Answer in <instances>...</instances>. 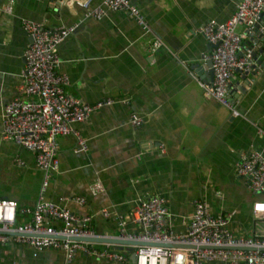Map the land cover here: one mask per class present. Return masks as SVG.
I'll return each instance as SVG.
<instances>
[{
  "label": "crops",
  "instance_id": "1",
  "mask_svg": "<svg viewBox=\"0 0 264 264\" xmlns=\"http://www.w3.org/2000/svg\"><path fill=\"white\" fill-rule=\"evenodd\" d=\"M132 1L162 41L160 47L152 49L153 36L126 12L112 10L83 20L59 45L57 70L70 79L65 92L88 103L106 97L115 102L72 125L86 138V152L75 150L72 134L58 137L60 166L46 196L85 197L83 205L67 199L62 203L78 215H92L90 228L97 236H118L114 216H129L140 199L150 196L166 199L167 226L174 233L187 229L197 198L206 200L215 212H232L230 228L235 235L262 232L264 223L251 214L254 195L236 176L235 165L243 153L254 150L264 155V138L257 132L258 127L264 130V66L246 76L247 84L243 73H234L231 88L245 85L244 93L233 92L235 116L206 96L202 84L210 82L208 71L200 76L192 69L204 62L202 54L209 50L201 27L211 20H228L240 0ZM3 5H11L12 10L2 11ZM83 12L75 4L54 0H0V198L15 200L18 208L35 205L43 176L33 153L1 136L4 106L20 94L24 83L23 54L30 37L21 28V19L55 27L79 22ZM237 30L246 33L242 26ZM251 38L258 39H243L244 50ZM262 45L258 39L256 46ZM259 59L264 62V53ZM130 112L142 116L138 128L130 126ZM97 181L104 189L93 195L91 186ZM102 209L112 216L104 217ZM29 218L17 210V223ZM126 228L139 230L131 221ZM109 247L128 252L127 246ZM63 260L60 249L36 250L14 242L0 245V264H62ZM73 264L134 263L130 258L115 262L78 252Z\"/></svg>",
  "mask_w": 264,
  "mask_h": 264
},
{
  "label": "built area",
  "instance_id": "2",
  "mask_svg": "<svg viewBox=\"0 0 264 264\" xmlns=\"http://www.w3.org/2000/svg\"><path fill=\"white\" fill-rule=\"evenodd\" d=\"M54 1L61 5L75 4L84 12L79 22L55 27L21 19V28L30 37L23 54L24 83L20 86V94L4 106L1 136L33 153L35 164L42 170L43 176L33 207L18 208L15 200L0 198V245L14 242L36 250L60 249L64 253L62 264H73L78 252L108 261L125 262L129 260L128 252L111 249L109 244L98 249L94 242L73 239L95 236L90 228L92 215H78L62 201L67 199L83 205L86 203L85 197L52 200L46 196L52 174L60 166L58 137L72 134L76 140L75 150L86 152V138L72 125L84 122L96 109L115 102L113 98L106 97L88 103L66 93L64 88L69 85L70 79L66 73L57 70L58 48L64 39L75 32L80 22L90 17L100 18L106 10L126 12L132 17L145 34L153 36V50L160 47L162 41L152 32L144 14L132 0ZM95 1H99V4H93ZM1 10L10 12L12 6L3 5ZM263 10L264 0H240L228 20L223 23L211 20L200 29L209 45L202 58L211 61L213 73L212 80L202 86L206 96L228 108L232 116L237 115V110L229 100L230 81L235 72L243 73L250 67L252 53L258 48V40L251 38L249 47L244 50L242 40L247 36H259L264 46ZM239 26L246 29L245 34L238 32ZM128 122L135 129L142 124L143 118L130 112ZM257 132L264 138L262 128L258 127ZM17 162L22 163L19 159ZM235 173L254 195L252 217L264 223V155L254 150L241 154L235 165ZM103 189L102 183L97 181L91 186V193L95 195ZM192 204L188 227L180 233H174L167 226L169 212L166 199L162 196L142 198L129 216H114L119 229L118 238L192 246H127L134 248V264H207L213 261L223 264H264V230L250 236L235 235L230 228L232 212H215L203 198L194 199ZM17 210L29 215V220L17 223ZM101 214L104 217L112 216L106 209H102ZM50 220L59 225H51ZM128 221L137 225L139 230L128 231ZM245 247L254 249H240Z\"/></svg>",
  "mask_w": 264,
  "mask_h": 264
},
{
  "label": "water",
  "instance_id": "3",
  "mask_svg": "<svg viewBox=\"0 0 264 264\" xmlns=\"http://www.w3.org/2000/svg\"><path fill=\"white\" fill-rule=\"evenodd\" d=\"M264 13V10H263ZM259 37V36H258ZM257 37V38H258ZM258 40V39H256ZM264 52V46L258 47L255 49L252 53V60H251V65L250 67L243 72L242 79L245 80V84L248 83V80L246 79V76L249 73H256L258 70V66H264V62H261L259 59V55ZM192 69L199 74L200 76L202 74H205V70L208 71L207 75L210 78V81L212 80L213 73H212V68H211V61L206 60L203 63H197L194 66H192ZM245 86V85H244ZM244 86H240L238 84V88H231V85L229 86V100L234 103V99L237 98V94L233 93L235 89L238 91V93H244L243 88ZM61 238V237H58ZM73 239L79 240V241H86V242H96V243H106V244H113V245H119V246H138V245H146V246H163V247H192L187 244H178V243H169V244H164V243H151V242H143V241H137V240H126L122 238L116 237H109V236H89V237H75ZM240 249H245V250H253L254 248H240ZM130 260L134 262L135 260V253L132 252L129 256Z\"/></svg>",
  "mask_w": 264,
  "mask_h": 264
},
{
  "label": "trees",
  "instance_id": "4",
  "mask_svg": "<svg viewBox=\"0 0 264 264\" xmlns=\"http://www.w3.org/2000/svg\"><path fill=\"white\" fill-rule=\"evenodd\" d=\"M127 249H128V253H130V254L134 251V248H132V247H128Z\"/></svg>",
  "mask_w": 264,
  "mask_h": 264
}]
</instances>
